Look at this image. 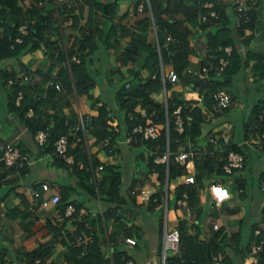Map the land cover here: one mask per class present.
<instances>
[{
  "label": "trees",
  "instance_id": "obj_1",
  "mask_svg": "<svg viewBox=\"0 0 264 264\" xmlns=\"http://www.w3.org/2000/svg\"><path fill=\"white\" fill-rule=\"evenodd\" d=\"M35 1V0H32ZM89 4L86 16V28L79 37L73 38L75 45L62 48V45L54 44V41H49V51L56 53L55 57L60 63L63 61L65 53L69 58L68 68L60 65L57 72L53 76V82H58L59 88L64 87L65 90L72 89L78 105L84 99L93 100L97 103L95 106V115H90L88 122L85 124L86 144L87 148L100 140H105L108 145L115 136L119 135L123 130L126 134H132V127L137 124H154L158 128V134L155 137H140L139 133H135L140 144L147 149L153 150L152 153L146 156V172L144 173L150 180V186L146 190L140 192V197L145 196L146 201L150 204L157 205L159 213L162 212V186L165 181L174 182L171 197L165 202L166 219H174V226L179 231L180 246L177 252L165 256L164 264H211L210 257L212 254L221 252L225 264H245L246 260L240 256V253L248 245L240 243L236 236L232 238L235 248L236 261L232 260L225 250L228 236L222 231L223 227L218 226L213 228L212 232L204 239L197 237L200 230V222L206 213V209L212 205L211 199L207 194H200L201 177L205 176L208 179H217L224 181L226 177H231L235 188L242 187V179L235 174L236 170L243 167L247 151L242 149L240 145L232 142H222L218 138L217 145L221 146L219 153L212 152V142L205 141V152L199 155L192 156L194 169L192 170V182H184L182 179L177 180L179 176H183L188 172L184 164H180L174 159V153L177 150H187L188 146L184 145L189 142L191 146L196 142V138L201 134V127L204 122V114L196 105H191L187 99L181 97L180 92L170 88V82L164 80L165 105L161 101L151 98V93H159L161 87L159 60L161 65L171 64L178 77H184L186 81L192 78L186 73V67H189L187 58L191 47L188 45L185 26L181 25L185 20L186 25H196L204 29V41L206 49L218 54L222 52L224 45H230L228 54V62L222 69L216 67L215 57L210 59L211 66L206 74V80L203 84H190L192 89L197 90V96H200L201 103L206 108L213 109L210 91L216 87L227 86L234 75L243 70L248 63L249 58H254L250 65V79L257 80L264 76V62L260 54L252 53L247 47L248 38L250 36L251 17L246 22H242L236 18L235 9L234 19L230 18L229 14L222 9H218L212 2V8L216 12L215 17L206 15L203 20L197 17L200 13H205L206 9L202 7V2L205 0H148L146 5L145 0H135L133 6L141 1L143 6L140 10L135 11L130 18L125 17V11L116 15V3L110 0H85ZM21 0H0V59L2 58H17L25 49L35 48L43 39V30L55 23L51 9L45 5H29L21 10ZM71 8L65 4L62 5L61 18L65 19ZM100 12L105 16L108 25L104 30H100L93 25L95 21L94 13ZM71 14H69L70 16ZM26 17L30 19L27 22V32L23 35L22 41L13 43V36L16 34L17 25ZM151 21L154 24L156 43L148 36ZM92 25L88 27V25ZM56 29V25H54ZM166 33L176 37V41L171 43L164 42ZM128 36L130 42L134 44L132 50L119 46V38ZM53 44L55 46H53ZM241 46L245 49L244 52L238 48ZM105 51L112 53L113 63L107 68L106 74H109L107 86H111L110 97L112 100L98 99L95 92V87H99L100 78L92 67V59L95 54ZM115 52V53H114ZM77 57V61L73 60ZM146 70V74L142 75L141 71ZM13 71L5 73L3 79L6 81L8 77H14ZM116 75V80L111 79L110 75ZM152 75V76H151ZM105 82V81H104ZM103 84V83H102ZM23 85L13 84L11 86V96H9V108L18 116L22 123L31 127L34 130L47 126L45 130V138L40 146L43 151L50 152L52 150V141L61 133L55 125H49L46 115L40 111V100L34 96L26 95L23 92L18 104H14L13 97L15 90ZM54 88L53 85H50ZM230 96V95H229ZM231 99V97H230ZM99 101V102H98ZM176 104L180 105L179 114L183 119L182 130L177 131L174 126L172 109ZM264 105V98L259 97L249 104L247 109L246 120L243 121L251 136L257 138L256 145L264 146V137H261V132L264 126V117L259 118L258 114ZM143 110L140 112L135 107ZM30 107L32 114L26 115V109ZM228 106L222 107L220 111L228 110ZM38 113L41 115H38ZM189 115L190 119L186 120L185 115ZM114 124H111V123ZM166 122V123H165ZM33 125H32V124ZM63 133V132H62ZM133 135V134H132ZM243 135L246 136V134ZM213 136V135H211ZM69 135L66 153L72 156L71 166L76 170L74 163L78 158L81 159L82 166L78 171H84L85 176L89 173L86 170L88 163L84 160V153L80 142H74ZM182 143L181 148L180 143ZM167 148L168 157L166 162H157L153 158L162 150ZM228 149L239 152L242 155V166L232 167L229 172L222 169L225 154ZM86 156V155H85ZM198 157V159H197ZM55 159L59 163H63V159L59 154H55ZM90 165L99 166V177L96 179V188L93 185H87L92 195L95 192H103L105 200H112L118 193L120 181V172L110 163L100 162L94 154H90ZM65 163V162H64ZM3 166L0 164V167ZM6 170L3 171L2 175ZM153 176V178H152ZM264 178V165L261 167L258 174L259 180ZM241 181V183H240ZM85 185V184H84ZM69 188H64L60 191L57 203L60 207L71 203L74 200L67 198ZM240 195H243V190H240ZM45 193V192H44ZM155 196L156 201L151 198ZM41 193L39 195L40 200ZM183 202V204L180 203ZM77 204H74L71 215L74 216L77 211ZM188 209V216H191L195 222H190L191 230L187 231L185 211ZM238 205L232 206L230 212H236ZM213 211V209H212ZM11 216L18 212L13 208ZM25 212L22 218H25ZM46 226L51 234L55 237L61 236L59 228L50 222H46ZM168 228V227H167ZM263 235L261 232L258 237ZM79 236V239L76 237ZM50 241L40 242L30 251L22 254L24 264H33L36 257L45 258L50 253ZM59 241L65 248V260L68 264H125L128 256L123 251H118L112 247L110 258L100 251V240L91 235L89 229L85 228L81 221L77 220L74 227L66 231ZM52 242V241H51ZM1 252V251H0ZM244 252V253H245ZM264 257V248L258 252ZM240 256V257H239ZM46 259V258H45ZM111 259V260H110ZM260 262L263 259L259 258ZM9 259H4L0 254V264H10Z\"/></svg>",
  "mask_w": 264,
  "mask_h": 264
},
{
  "label": "crops",
  "instance_id": "obj_2",
  "mask_svg": "<svg viewBox=\"0 0 264 264\" xmlns=\"http://www.w3.org/2000/svg\"><path fill=\"white\" fill-rule=\"evenodd\" d=\"M110 1L116 3L115 13L118 15L133 8L135 0ZM190 1L186 0L185 2ZM235 1L213 0L216 7L228 13L232 20L234 19ZM45 6L50 9L49 5ZM66 6L71 8L69 11L71 21H68V23L63 22L60 25L53 23L48 30H43V39L37 47L25 49L16 59L10 57L0 59V138H14L15 144L28 158V161L20 166L3 165L0 167V254L3 255L4 259L8 258L10 264H24L22 258L24 252L30 251L40 242L51 239L50 253L45 257L46 260L57 264H68L65 260L64 245L59 241V238L66 231L71 230L74 223L79 220L85 228L90 230L91 235L100 240V251L104 252L106 257L110 258L112 247H114V249L123 251L128 256L125 264H164L165 256L171 253L165 251L162 258V232L164 227H173L175 223L174 219H166L165 202L171 197L174 182L165 181L162 186L160 196L162 212L160 213L157 210L158 204H150L146 201L145 196L140 197V192L150 186V179L144 174L146 172L145 155L150 154L153 150L140 144V139L134 136L135 133H132L133 135L126 134L123 130L108 145L103 139L87 148L85 142V144H81V147L86 155L83 158L88 163L86 170H88L89 175L86 177L84 171H78L83 163L81 159L78 158L74 162L77 166L76 170L71 166L72 161L59 163V160L55 159V154L51 151H43V147L34 142L31 127L24 125L9 108L8 101L9 96H11L12 85H7L3 77L5 73L13 71L14 77L21 73L29 75V81L22 84L23 92L26 95L33 94L40 100V111L46 115L48 124L55 125L59 132H71L80 116L83 118L86 115H95L97 103L93 100L83 99L79 107L72 89L65 90L64 87L59 88V85L58 88H51L44 84L45 80H53V76L59 66L62 65V61L60 63L57 61L56 53L49 51V46H52L48 45L49 41L55 40L54 44L56 46L57 44L61 45L62 42L67 46L75 45L73 44V38L79 37L87 27L85 21L89 4L85 0H70ZM21 10L23 9L21 8ZM94 17L93 25L101 31L104 30L108 25L105 16L97 11L94 13ZM125 17L128 18L126 15ZM250 17V36L246 45L252 53L260 54L264 62V0L255 1ZM186 23L187 21L184 20L181 25L185 26L188 45L191 47V51L187 55L189 67L197 68L199 59L195 54V49H206L204 29L198 27L197 24L193 26L186 25ZM54 25H56V29ZM88 27L93 29L91 24ZM1 31L2 28L0 27V34ZM148 36L154 42V33L151 28ZM54 44L53 46H55ZM121 45L124 47L126 45L134 46L128 36L119 38V46ZM238 48L242 52L245 51L240 45ZM113 55L110 51L109 53L103 51L100 54H95L92 59V67L96 69V75L100 78L99 87H95L96 93H94L97 94L99 100H112V98H109L111 86H107L109 74H106V71L113 63ZM253 59L249 58L245 68L236 73L227 86H223L231 97L228 110L224 113L220 111L221 108H215L213 105L214 111L202 105L200 96H197L199 88L193 90L184 77H178L177 82L170 84V88L180 92L181 97L187 99L191 105L196 104L204 114L201 134L196 138L194 145L191 146L189 142L184 143L188 146L187 149L192 151L191 156L186 158L184 164L188 173H191L194 169L192 156L205 152V141L212 137L211 135L215 138V143H212V152L219 153L222 148L217 145L218 138L222 142L229 141L240 145L242 149L247 151L243 167L235 172L240 179L243 178L241 188L234 187L231 177H226L224 181L208 179L205 176L200 179V194L209 196L206 185L218 181L226 186L229 198L221 203H212L206 209V213L200 222L197 237L200 239L206 238L214 230L213 223H216L217 227L222 226V231L228 236L225 251L229 253V256L231 255L230 258L234 261H236L238 254L235 253L237 250L232 240L233 237L244 238L242 242H239L245 245L258 238L257 234L260 232L263 234L260 237H264V200L261 201L256 196L252 197L253 208L251 209L255 218H252L247 228L242 229L241 234L239 233L242 218L248 207V202L244 201V195H240L239 192L240 190L244 192L245 183L241 169L247 166L248 157H250L253 160L250 165L255 170L254 176L258 185V174L264 165V146L258 147L256 145L257 138L251 136L248 129L243 126L247 112L240 114L244 106L240 105L241 103L236 101L235 98L237 88L247 91L248 87H253L254 90L264 87V76L256 81L250 79L249 67L253 63ZM146 73V70L141 71L142 75ZM110 77L113 80L117 78L114 74ZM150 96L154 100L162 101L161 87L159 93H151ZM262 97L264 98V95ZM256 99L254 98L253 101ZM135 109L140 111L137 106ZM31 114L32 109L27 107L26 115L30 116ZM38 115H41V113H38ZM239 116L241 117L240 121H235ZM243 132L246 136L243 135ZM74 142H70L71 147ZM182 143H180V148L184 146ZM92 153L98 161L113 164L120 172L118 193L112 200H105L103 192L98 193L97 191L95 195H92L87 187V185H93L96 188V179L99 177V166L90 165L89 162ZM70 157L72 159L71 155ZM4 170L6 171L2 175ZM249 174L251 172L248 171ZM94 175L97 176L94 177ZM181 179L182 176L177 178V180ZM40 182H46L48 189L42 190L39 186ZM31 188H35L39 194L41 193V197L45 198H49L53 192L58 193L59 196L60 191L69 188L67 198L74 200V204H77L76 214L71 215L74 207V204L71 203L64 207H60L57 202L42 205L39 199L34 200L31 198L29 194ZM151 200L155 202L157 199L153 196ZM180 203L183 204L181 201ZM236 204L238 205L236 212L228 211ZM67 206H70L71 209L67 210ZM13 208L18 212L11 216ZM184 211L187 218L186 229L189 232L191 230L190 222H195V220L187 215L186 210ZM23 212L26 213L24 219L22 218ZM46 222H50L59 228L58 231L61 232V236L56 235L54 237L46 226ZM256 231L257 234H255ZM125 237H132L134 243L131 245L125 243ZM244 252L245 248L240 253L243 259L245 257ZM260 257L264 258L257 254L258 261ZM261 263H264V259Z\"/></svg>",
  "mask_w": 264,
  "mask_h": 264
},
{
  "label": "built area",
  "instance_id": "obj_3",
  "mask_svg": "<svg viewBox=\"0 0 264 264\" xmlns=\"http://www.w3.org/2000/svg\"><path fill=\"white\" fill-rule=\"evenodd\" d=\"M70 0H21L22 2V9L27 8L29 5H35V6H41V5H49L51 9V13L53 18L55 19V23L60 25L61 23L65 22L68 23V21H71V17L69 14L66 15V18L64 20L61 19L62 14L65 12H62V5L68 4ZM256 0H236L234 3V9L236 13V18L240 19L242 22H246L251 14V10L253 8V5ZM146 5H148V0H145ZM143 2L139 1L137 2L133 8L129 9L126 12V16L128 18L133 16V13L135 11H138L142 8ZM202 7L206 9L205 13H200L198 15L199 20H203L206 15L215 17L216 12L212 8V2L209 0H205L202 2ZM30 22V19L26 17L22 22H20L16 27V34L13 36V43H19L22 41L23 35L27 32V22ZM150 28L152 29L154 33V43H156V35H155V28L154 24L151 21ZM176 41V37L171 35L170 33H166L164 36V42L165 43H171ZM62 48H64L65 44L62 42ZM230 52V45H224L222 47V52L215 54L208 49H195V54L197 55L199 59V65L197 68H191L186 67L185 71L188 73L192 78L196 77H206L207 71L209 70L211 63L210 59L215 57L216 67L218 69H222L226 63L228 62V54ZM74 61H77V57H73ZM68 61L69 58L65 53L64 59L62 61V65L64 67L68 68ZM159 73H160V81H161V89H162V96L163 100L161 101L163 105H165V92H164V80H167L170 82V84H173L178 81V75L176 74L175 70L173 69L171 64H165L161 65L159 60ZM152 76V75H151ZM30 77L26 73H21L20 75H17L15 77H8L5 81V83L9 86L16 84V85H22L25 81H29ZM36 80V78H34ZM190 84H193L191 81H189ZM44 84L47 86L53 85L55 88H58V83L53 82L52 80H45ZM23 94V88L18 87L14 92L13 102L14 104H18L21 96ZM210 97L212 100V105L215 108H222L229 104L230 102V96L229 93L224 89L223 87H216L214 90L210 91ZM180 105L176 104L174 108L172 109V116L174 119V126L177 131L182 130V122L183 119L179 114ZM30 110V109H29ZM28 110V111H29ZM140 112H143L142 109H140ZM259 118L264 117V105L259 111L258 114ZM185 119L189 120L190 116L187 114L185 115ZM89 120V115L84 116L83 118L80 116L78 119L77 124L73 127V130L69 133L63 132L60 133L53 141H52V150L51 152L53 154H59L63 161L71 162L72 159L69 154L66 153V147L68 144V137L69 135L72 137L73 141L80 142V144H85L86 140V132H85V124ZM166 123V122H165ZM47 126H44L43 128H37L33 132V140L36 144L41 145L45 138V130ZM132 133H139L140 137L147 138V137H155L158 134V128L154 124H137L134 125L131 129ZM261 137H264V126L263 130L261 132ZM207 140H209L212 143H215V138L209 137ZM153 152V151H152ZM151 152V153H152ZM192 154V151L187 150H177L174 153V159L179 162L180 164H185L186 158L190 157ZM168 157V150L165 148L159 154L155 155L153 160L157 162H166ZM225 161L222 164V169L225 172H229L232 167H241L242 165V155L234 151L232 149H228L225 154ZM28 161V158L25 154H23L19 147L15 144L14 138H0V164L4 166H20L24 162ZM97 174V172H96ZM97 175H94V177ZM182 180L184 182H192L193 177L191 173H187L182 176ZM40 188L42 190L48 189V185L46 182H40L39 184ZM217 187H222L224 189H227L224 184L218 181L210 182L206 185V189L208 191V194L210 196L211 202L213 204L218 203V198L216 193L214 192V189ZM258 187L260 190L264 191V178L259 180ZM228 191V190H227ZM229 193V192H228ZM29 194L32 199L36 200L39 198V193L35 188H31L29 191ZM59 196L58 193L53 192L49 198L40 197L39 202L42 205L48 204V203H56ZM67 210L71 209L70 206L66 207ZM186 211L188 212V209L186 208ZM212 227L215 229L217 227L216 223L212 224ZM258 232L256 231L255 234ZM79 239V236L76 237ZM124 242L127 244H133L134 239L132 237H125ZM180 241H179V231L178 229L173 227H168L163 229L162 232V238H161V250H162V258L166 250H168L170 253L177 252L179 250ZM264 248V237H258L254 240H252L248 244V248L245 252L244 259L246 260L245 264H264L258 261L257 254L259 251H261ZM211 264H225L223 260V255L221 253H215L212 254L210 257ZM33 264H57L53 261L46 260L44 258L36 257L33 260Z\"/></svg>",
  "mask_w": 264,
  "mask_h": 264
},
{
  "label": "rangeland",
  "instance_id": "obj_4",
  "mask_svg": "<svg viewBox=\"0 0 264 264\" xmlns=\"http://www.w3.org/2000/svg\"><path fill=\"white\" fill-rule=\"evenodd\" d=\"M264 95V87H260L258 90H254L253 87H248L247 91H243L239 88H237L236 92H235V98L236 101H239V103H241L240 105L244 106L241 111L240 114H244L245 112H247V107L249 106V104L251 103V101L254 100V98H258ZM158 98V97H157ZM244 99H245V104H244ZM234 112V111H233ZM241 117L239 116L238 118L235 119V121H240ZM250 156V155H249ZM248 162H247V166H245L243 169H241L242 171V175L244 176L245 179V183H244V201L248 202V207H247V211L245 212V215L242 218V223L240 225V231L239 233L241 234L242 229H244L245 227L247 228L249 226V223L251 222L252 218H255V215L252 214V197L256 196L259 197V199L262 201L264 200V191L260 190L258 185L256 184V180H255V176H254V168L251 167L250 164H252V161L250 157H248ZM256 160H255V165H256ZM250 165V166H249ZM259 169V168H257ZM248 171L251 172V174L248 175ZM243 202V201H242ZM259 212V211H257ZM239 241H243L244 238H239ZM168 252V250H166Z\"/></svg>",
  "mask_w": 264,
  "mask_h": 264
},
{
  "label": "clouds",
  "instance_id": "obj_5",
  "mask_svg": "<svg viewBox=\"0 0 264 264\" xmlns=\"http://www.w3.org/2000/svg\"><path fill=\"white\" fill-rule=\"evenodd\" d=\"M214 192L217 195L218 203H221L224 200H227L229 198V193H228L227 189H224L222 187H217L214 189Z\"/></svg>",
  "mask_w": 264,
  "mask_h": 264
},
{
  "label": "water",
  "instance_id": "obj_6",
  "mask_svg": "<svg viewBox=\"0 0 264 264\" xmlns=\"http://www.w3.org/2000/svg\"><path fill=\"white\" fill-rule=\"evenodd\" d=\"M126 48L128 49H133V45H126L125 46ZM206 80V77H196V78H191L190 81L193 83V84H202L204 83Z\"/></svg>",
  "mask_w": 264,
  "mask_h": 264
}]
</instances>
